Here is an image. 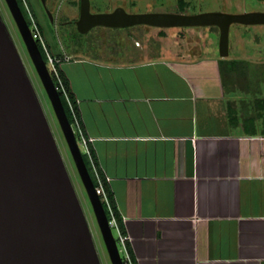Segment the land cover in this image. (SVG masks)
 <instances>
[{
  "label": "crops",
  "instance_id": "0c3cea01",
  "mask_svg": "<svg viewBox=\"0 0 264 264\" xmlns=\"http://www.w3.org/2000/svg\"><path fill=\"white\" fill-rule=\"evenodd\" d=\"M54 55L135 264H264V119L216 47Z\"/></svg>",
  "mask_w": 264,
  "mask_h": 264
},
{
  "label": "water",
  "instance_id": "95a60500",
  "mask_svg": "<svg viewBox=\"0 0 264 264\" xmlns=\"http://www.w3.org/2000/svg\"><path fill=\"white\" fill-rule=\"evenodd\" d=\"M53 21V14L47 8ZM50 99L92 204L112 264H124L109 215L48 63L19 0H6ZM233 23L264 25V11L93 12L80 0L79 31L95 26H217L219 53L230 55ZM0 264H102L89 221L25 62L0 11Z\"/></svg>",
  "mask_w": 264,
  "mask_h": 264
},
{
  "label": "rangeland",
  "instance_id": "374dc122",
  "mask_svg": "<svg viewBox=\"0 0 264 264\" xmlns=\"http://www.w3.org/2000/svg\"><path fill=\"white\" fill-rule=\"evenodd\" d=\"M91 0L93 12H106L123 6L129 12H179L196 14L205 11H264V0ZM24 4L25 1L23 0ZM43 33L47 46L55 53L67 52L106 57L113 52L121 55L126 49L132 53L154 46L162 50L171 46L186 53L199 54L207 47H216L219 53L220 29L217 26H184L159 28L149 25L129 27L95 26L88 32L78 30L76 20L80 17V0H47V8L52 11L54 22L42 0H26ZM0 11L16 42L43 104L45 113L58 141L67 168L86 213L102 264H112L102 237L92 204L70 153L68 144L60 127L43 83L21 37L17 24L6 0H0ZM28 14L30 12L28 11ZM30 16V15H29ZM164 32V34L161 33ZM139 41V42H138ZM142 44L143 47L136 45ZM220 54V53H219ZM229 59L241 61V68L247 76L238 83H231L237 92V101L245 112L264 113V25L233 23L230 28ZM262 102V103H263ZM115 231V235L118 232Z\"/></svg>",
  "mask_w": 264,
  "mask_h": 264
},
{
  "label": "built area",
  "instance_id": "2783aa9c",
  "mask_svg": "<svg viewBox=\"0 0 264 264\" xmlns=\"http://www.w3.org/2000/svg\"><path fill=\"white\" fill-rule=\"evenodd\" d=\"M25 1V5L27 7V10L30 12V20H31V30L33 33L34 38L38 41L40 40L43 45L45 47H47L46 45V41L44 39L43 33L40 29V26L38 25L34 15L32 14L26 0ZM49 56V69L52 73V76L54 78L56 87L59 91V93H63L64 96L67 98V101L70 105V108L73 112V121H71L72 127H73V131L76 134L77 140L80 144V147L83 151V153L88 154L89 158L92 161V165L94 168V172H95V176L97 178V184H96V192L97 194L101 197V200L103 201L104 204L107 205V208L110 212V216H109V222L113 228V231L116 229V231L118 232V235L116 236L117 241H118V245H119V249L124 261V264H135L134 259L132 258V255L128 249L127 246V241L130 239V235L126 232L124 233L120 227L119 221L115 215L114 212V208L111 202V199L108 195L107 189H106V183H110L111 182V177L108 174H101V172L98 170L95 162H94V158H93V150H92V146L91 143L95 140L93 137H88L85 135L84 130L82 128L81 125V121L80 118L77 114V111L74 108V105L72 103L69 91L65 85V82L61 76L60 73V67L63 65V63H65V61H68L71 59L70 56L66 55L64 57H58L55 55H52L51 53H48ZM123 222L126 221V217H123ZM115 233V231H114Z\"/></svg>",
  "mask_w": 264,
  "mask_h": 264
},
{
  "label": "trees",
  "instance_id": "16d2710c",
  "mask_svg": "<svg viewBox=\"0 0 264 264\" xmlns=\"http://www.w3.org/2000/svg\"><path fill=\"white\" fill-rule=\"evenodd\" d=\"M19 3L29 21V23L31 24V20H30V16L28 14V10H27V7L26 5L24 4L23 0H19ZM182 3L185 4V2L182 0ZM162 34H164L163 31H161ZM38 43H39V46L42 50V53H43V56L44 58L46 59L47 63L49 64V56H48V53H51L52 55H54L53 51L47 46L45 47L43 45V43L38 40ZM47 45V44H46ZM219 63H220V68H221V73H222V77L223 79L225 80V82H234V83H238L240 81L241 78H245L247 76V71L242 69L241 68V61L238 60V59H229V58H221L219 60ZM60 73H61V76L65 82V85L69 91V94H70V97H71V100H72V103L74 105V108L76 110V101H75V97H74V94L72 93V90H71V87H70V83L67 79V77L65 76L64 72H63V69H62V66L60 67ZM61 97H62V100H63V103H64V106H65V109L67 111V114L69 116V119L70 121H73L74 117H73V112L70 108V105L67 101V98L64 96L63 93H61ZM263 101H261V103L259 104V106H264V102L262 103ZM259 114V117L260 116H263V119H264V113L260 112L258 113ZM84 154V157H85V160H86V163L89 167V170L92 174V177L95 181V184H97V178L95 176V172H94V168H93V165H92V161L91 159L89 158L88 154L86 153H83ZM93 158H94V162L96 163V159H95V156L93 154ZM106 189H107V192H108V195L111 199V202H112V205H113V208H114V212H115V215L119 221V224H120V227L122 229V231L124 233H126V229H125V225H124V222H123V219H122V216L121 214L119 213L118 209L116 208V204H115V200H114V197H113V193L110 189V186H109V183H106ZM105 205V208L107 210V213L108 215L110 216V212L107 208V205Z\"/></svg>",
  "mask_w": 264,
  "mask_h": 264
},
{
  "label": "flooded vegetation",
  "instance_id": "af4514ba",
  "mask_svg": "<svg viewBox=\"0 0 264 264\" xmlns=\"http://www.w3.org/2000/svg\"><path fill=\"white\" fill-rule=\"evenodd\" d=\"M52 12V11H51ZM54 18V17H53ZM77 21V20H76ZM52 22H54V20L52 21Z\"/></svg>",
  "mask_w": 264,
  "mask_h": 264
}]
</instances>
